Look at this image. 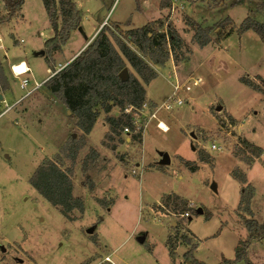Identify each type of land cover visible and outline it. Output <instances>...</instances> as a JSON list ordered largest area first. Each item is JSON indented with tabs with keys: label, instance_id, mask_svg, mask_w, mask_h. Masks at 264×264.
I'll use <instances>...</instances> for the list:
<instances>
[{
	"label": "rangeland",
	"instance_id": "obj_1",
	"mask_svg": "<svg viewBox=\"0 0 264 264\" xmlns=\"http://www.w3.org/2000/svg\"><path fill=\"white\" fill-rule=\"evenodd\" d=\"M71 1L81 15L80 29L50 59L44 43L53 31L41 0H23L10 21H0V264H191L184 258L191 246L181 237L197 246L198 262L233 261L238 242L248 237L244 219L264 222V46L252 31L237 33L247 19L264 23L256 0H222L218 8L169 0L165 10L160 0H140L139 9L135 0ZM6 14L0 0V18ZM102 22L134 51L127 32L146 24L158 34L170 25L182 39L163 66L144 57L157 77L144 86L146 109L133 114L135 124L146 120L141 143L124 131L111 135L102 112L85 135L71 113L37 87L95 38ZM196 25L211 39L204 48L193 41ZM220 30L226 36L217 43ZM22 63L28 72L15 76L12 68ZM127 73H134L129 66ZM189 80L199 86L177 94L182 106L162 109L176 81ZM120 115L118 107L109 114ZM243 142L263 150L251 166ZM160 154L168 155V165H159ZM46 161L70 176L82 214L64 217L32 188L31 177ZM248 185L254 188L252 213L244 215L239 202ZM172 195L191 204L188 215L172 212L174 201L163 207ZM247 259L264 264V239L251 243Z\"/></svg>",
	"mask_w": 264,
	"mask_h": 264
},
{
	"label": "trees",
	"instance_id": "obj_2",
	"mask_svg": "<svg viewBox=\"0 0 264 264\" xmlns=\"http://www.w3.org/2000/svg\"><path fill=\"white\" fill-rule=\"evenodd\" d=\"M199 3H208V6L218 8L222 0H194ZM6 16L0 21H10L15 13L22 7L23 0H2ZM43 8L48 16L53 37L44 43L47 57L50 59L54 53L60 52L67 43L72 32L80 29L81 15L76 5L71 0H41ZM139 9L140 0H135ZM257 9L264 13V0H256ZM170 7L169 0H160L161 10ZM119 31V28H115ZM252 31L255 33L264 46V23L245 20L238 29V35ZM193 41L204 48L211 43V39L205 31L194 26ZM223 31L217 32L216 42L220 43L225 38ZM127 42L136 51L132 50L114 30L103 26L96 37L86 48L80 52L62 70L51 72L52 76L42 86L61 104L76 120L77 128L85 135H88L100 113L106 115V123L109 126L110 134L119 136L122 131L128 130L134 142H142V132L146 120L143 118L139 124H135V118L145 103V88L157 74L147 64L144 57L150 56L153 63L163 66L169 59L170 53L180 50L182 39L176 30L168 25L166 33L158 34L152 26L146 24L140 29L127 32ZM158 56V59L155 58ZM129 66L134 73H127V80L122 81L120 73ZM3 77L0 66V78ZM247 86L255 90V87L247 83ZM114 107L120 109L119 117L109 116ZM131 109L130 114H125L126 109ZM136 116H134V115ZM247 153L251 155L245 162L252 165V159H259L263 150L248 142L242 144ZM77 149V148H73ZM92 159H97V153L92 151ZM180 161H182L180 159ZM208 161V157H206ZM201 162H204L202 160ZM234 176L237 178L239 176ZM239 183H244L242 179ZM30 185L53 207L59 209L60 213L69 219L74 211L81 214L84 212L82 200L73 197V183L70 176L64 172L56 162L46 161L39 165L30 179ZM254 195L252 186H243L239 209L244 215H251V201ZM177 214L188 215L192 207L184 199L172 195L162 201L165 208H170ZM244 227L248 233L245 241H239L234 249L235 259L229 261L221 259L220 264H237L245 262L251 264L247 259V249L251 243L264 239V222L259 224L252 219H244ZM180 242L190 245V251L184 255L191 264H204L194 259L193 254L197 248L189 238H180ZM172 258L175 256L176 248L168 240Z\"/></svg>",
	"mask_w": 264,
	"mask_h": 264
},
{
	"label": "built area",
	"instance_id": "obj_3",
	"mask_svg": "<svg viewBox=\"0 0 264 264\" xmlns=\"http://www.w3.org/2000/svg\"><path fill=\"white\" fill-rule=\"evenodd\" d=\"M20 66H21V64L18 65V66H16V67H14V68H12V72H13V74H14L15 76H22V75H24V74H26V73L28 72V69H27V68H24V69L20 70V69H19ZM190 81H191V80H189V81H187L186 83L181 84V85L179 84L178 81H176V84H175L174 86H172V87H173V93H172V95L168 98L167 102L162 106V109H164L165 111H170V110L172 109L173 106H177V107L182 106L183 102H182L181 100H179L178 98H176V97H177V94H178L180 91H182V90H184V91L187 92V93H190V92H192V90H193L194 88H197V87L199 86V80H193L192 83H190ZM27 84H28L27 81H25V80L22 81L20 88H21V89H25V87L27 86ZM36 88H37V87H36ZM36 88H34V89H36ZM30 93H31V92H28L27 95L30 94ZM27 95H26V96H27ZM170 102H172V104H170ZM144 109H146V104L143 106V108H142L141 110L137 111V112H138V115H140L141 112H142V110H144ZM155 112H156V111H155ZM130 113H131V109H130V108L125 110V114H130ZM154 114H155V113H152V114L149 116V119H154V118H155V115H154ZM148 121H149V120H148ZM161 125H162V124L159 123V124H158V128H159L160 130L166 132L167 129H166L165 127L162 128ZM124 133H125V134H130L128 130H124ZM214 148H215V147L213 146V149H214Z\"/></svg>",
	"mask_w": 264,
	"mask_h": 264
},
{
	"label": "water",
	"instance_id": "obj_4",
	"mask_svg": "<svg viewBox=\"0 0 264 264\" xmlns=\"http://www.w3.org/2000/svg\"><path fill=\"white\" fill-rule=\"evenodd\" d=\"M119 77L121 78L122 81H126V80H127V69H124V70L120 73ZM220 110H221V108L219 107V108L217 109V111H220ZM159 156L161 157V161H160L159 165H162V166H163V165H168V164L170 163V160H169L168 155H166V154H160ZM212 190L215 191V187H214V186H212ZM198 213H202V211L199 209V210H198ZM87 234H89V235L93 234V229L88 230V231H87ZM138 242H139L140 244H143V242H144V238H139V239H138Z\"/></svg>",
	"mask_w": 264,
	"mask_h": 264
},
{
	"label": "crops",
	"instance_id": "obj_5",
	"mask_svg": "<svg viewBox=\"0 0 264 264\" xmlns=\"http://www.w3.org/2000/svg\"><path fill=\"white\" fill-rule=\"evenodd\" d=\"M145 1V0H144ZM105 22V21H104ZM104 22H102L100 25H99V27H98V29H97V32L101 29V27L104 25ZM94 36L95 35H92L89 39H88V41L85 43V45L81 48V50H79L68 62H71L84 48H86V46H87V44H89V43H91V41L93 40V38H94ZM68 62L64 65V67L68 64ZM21 65H23L25 68H27L23 63L21 64ZM51 75L52 74H50L45 80H43L41 83H38L37 84V87H39L40 85H42V84H44V82L45 81H47L50 77H51ZM189 205H191L190 203H189Z\"/></svg>",
	"mask_w": 264,
	"mask_h": 264
},
{
	"label": "bare ground",
	"instance_id": "obj_6",
	"mask_svg": "<svg viewBox=\"0 0 264 264\" xmlns=\"http://www.w3.org/2000/svg\"><path fill=\"white\" fill-rule=\"evenodd\" d=\"M24 68H25V67H24L23 65H21V66L19 67L20 70H22V69H24ZM161 127L164 128V125H161Z\"/></svg>",
	"mask_w": 264,
	"mask_h": 264
}]
</instances>
